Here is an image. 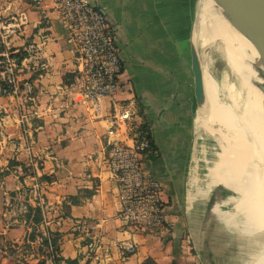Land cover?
<instances>
[{
  "label": "crops",
  "instance_id": "crops-1",
  "mask_svg": "<svg viewBox=\"0 0 264 264\" xmlns=\"http://www.w3.org/2000/svg\"><path fill=\"white\" fill-rule=\"evenodd\" d=\"M90 1L105 12L124 60L118 99L134 98L149 125L153 148L143 166L162 184L166 224L151 232L119 220L117 183L103 165L111 106L105 103L103 116L95 120L82 103L74 87L75 52L50 1L36 7L30 0H0V15L29 18L24 33L12 41V52L23 58L34 44L48 64L47 70L32 67L21 74L33 86L35 102L26 103L23 86L15 97L0 92V264H55L56 258L62 259L59 264H204L191 246V230L202 227L204 241L213 243L216 224L208 213L198 217L204 194L212 190L211 200H222L230 186L216 167L208 168L210 183H202L212 153L199 134V112L196 121L192 47L198 2ZM205 84L209 90L206 77ZM36 181L47 202L39 225L24 218L25 206L37 207L30 193ZM217 185L223 190L216 191ZM84 227L90 238L84 237ZM54 236L57 252L43 243ZM131 241L138 250L127 256L122 248ZM92 242L96 248L90 253Z\"/></svg>",
  "mask_w": 264,
  "mask_h": 264
},
{
  "label": "built area",
  "instance_id": "built-area-1",
  "mask_svg": "<svg viewBox=\"0 0 264 264\" xmlns=\"http://www.w3.org/2000/svg\"><path fill=\"white\" fill-rule=\"evenodd\" d=\"M30 1L39 7L46 0ZM49 1L66 31L68 45L75 52L74 87L82 103L95 120L103 116L105 103L111 106L110 127L106 134L109 155L103 165L117 183L121 208L118 218L129 228L158 231L166 224L167 203L163 199L161 182L144 170V156L153 146L148 139L138 136L137 129L143 118L137 101L134 98L124 101L118 99L123 89L121 75L124 60L116 33L109 25L105 12L90 0ZM28 25L26 13L0 15V92L2 96L15 97L23 86L26 103L35 102V99L33 86L21 80L24 69L48 68V64L39 59L40 50L37 45L28 46L23 58L18 56V52H12V41L20 37ZM34 114L38 116L37 111ZM41 186L36 181L30 193L44 215L47 202ZM82 231L84 237L90 238L86 227ZM48 246L54 251L50 244ZM88 247L91 253L96 248V242L90 243ZM122 250L125 255L132 256L136 254L138 246L131 241L125 243Z\"/></svg>",
  "mask_w": 264,
  "mask_h": 264
},
{
  "label": "bare ground",
  "instance_id": "bare-ground-1",
  "mask_svg": "<svg viewBox=\"0 0 264 264\" xmlns=\"http://www.w3.org/2000/svg\"><path fill=\"white\" fill-rule=\"evenodd\" d=\"M197 12L195 38L201 36L206 42L213 43L239 79L244 92V105L238 116L224 107L216 92L207 90L203 75L204 98L199 110V124L207 128L210 123L218 122L225 127L228 136L227 148L222 150L220 146L221 162L217 171L235 193L229 205L232 211H238V219L230 226L233 231L229 237L242 235L246 241L245 255L238 264H264V92L260 88L264 86V65L253 44L224 20L211 0H199ZM195 42L193 39L196 48ZM208 57V53L203 52L200 56L198 52L200 67L207 65ZM205 68L207 71L209 65ZM230 193L227 190L222 200H217L208 211V217L214 224L218 221L214 208L226 212L224 207Z\"/></svg>",
  "mask_w": 264,
  "mask_h": 264
},
{
  "label": "rangeland",
  "instance_id": "rangeland-1",
  "mask_svg": "<svg viewBox=\"0 0 264 264\" xmlns=\"http://www.w3.org/2000/svg\"><path fill=\"white\" fill-rule=\"evenodd\" d=\"M197 11H198V7H197ZM196 21H197V17H196ZM195 28L196 26L194 25L193 39L194 41H196L195 42L196 52L197 54L199 52L200 56L203 55V52L204 54L208 53L209 56L207 60V65H209L210 70L208 69L207 71L206 70L204 71L207 65L201 68L203 69L202 71L203 75L206 77V79L209 82L208 87L210 92L213 91L216 92V94H218V96L220 97L221 103H224V107L227 110L234 111L238 116H240L244 105V92L240 86L239 79L229 69L224 58L222 57L221 52L217 48H215V46H213L212 42H206L205 38L201 36L195 38L196 37ZM202 40L205 43H203ZM221 126L220 124H218V122H214L208 125L209 128L202 127L199 130V134L203 137V145L208 144L210 146L209 152L212 153L211 154L212 162L208 163L207 165L204 164L205 168H207L208 170L205 172L204 176L202 177L203 178L202 183L205 186H207V184H209L211 181V178L209 176L210 173L209 169L212 167L217 168L221 162L220 146L222 150L223 148H227L228 146V145L226 146L225 143L227 142L226 137H228L226 133L227 131H225V127H221ZM212 128H215L214 131L212 130ZM208 130H212V131H208ZM217 130L221 132L220 133L221 136L219 135V132ZM222 133H225L226 136ZM223 135L225 139L224 137L221 138ZM228 143H230V139L228 140ZM213 147L215 148L213 149ZM205 149L206 151L208 150L207 148ZM223 188L224 186L222 185H217L214 187L216 191L223 190ZM229 190L231 191V193L229 194V200L225 203L226 206L224 207V210L226 212H222L219 209V211L216 213L218 221H216V226L211 231V235L213 237V243L208 244L204 241L205 233L202 227L197 226L195 228H192L191 230L192 231L191 234L193 235V243H191V246H195L194 252H196V254H199L202 257L201 259L204 264H210V261L212 262V264H238V262L241 261L245 255L246 241L242 239L243 238L242 235H236L233 238L229 237L230 233H232L233 231V228H230V226L234 221L238 219L237 216L238 211L236 210L232 211L231 205H229V201H231L235 193L233 189H231L230 187ZM213 192L214 191L210 190V193H208L207 195L204 194L205 196L203 199L204 206L199 213L198 216L199 219L203 220L204 217H206L210 208H213L216 205L217 200H215L216 202L211 200V198L215 196V192L214 193ZM237 227H240V225Z\"/></svg>",
  "mask_w": 264,
  "mask_h": 264
},
{
  "label": "water",
  "instance_id": "water-1",
  "mask_svg": "<svg viewBox=\"0 0 264 264\" xmlns=\"http://www.w3.org/2000/svg\"><path fill=\"white\" fill-rule=\"evenodd\" d=\"M216 11L238 33L244 36L259 53L264 65V0H211ZM192 71L195 80L197 119L204 98V79L196 48L192 47ZM264 92V86H260ZM196 173V171H194ZM210 261V260H209ZM210 264L212 262L210 261Z\"/></svg>",
  "mask_w": 264,
  "mask_h": 264
},
{
  "label": "trees",
  "instance_id": "trees-1",
  "mask_svg": "<svg viewBox=\"0 0 264 264\" xmlns=\"http://www.w3.org/2000/svg\"><path fill=\"white\" fill-rule=\"evenodd\" d=\"M18 56L21 58L20 55H18ZM138 108H139V105H138ZM139 113L143 117V122L137 129L138 136L141 139H143V138L148 139L153 146V139H152V135H151L149 125L147 124L146 120L144 119V116H143L140 109H139ZM24 171H26V169ZM43 180H46L49 182L51 181L50 178H43ZM74 202H76V200H74ZM24 218L28 224L32 223L35 225H39L43 221L42 209L39 206H37V207L28 206L26 209V214L24 215ZM35 234H36V231L34 229L32 234L30 235V238H29L31 241L35 240V238H36ZM43 243L45 245L50 244L51 247L53 248L54 252L58 251V236H54V238H52L50 240V242H49L48 238H44ZM61 261H62V259H60V258L54 259L55 264H59V262H61ZM67 263L68 264H76L75 261H70V260H67ZM145 264H154V263L151 261H147Z\"/></svg>",
  "mask_w": 264,
  "mask_h": 264
}]
</instances>
